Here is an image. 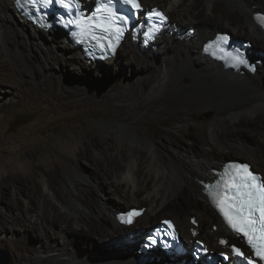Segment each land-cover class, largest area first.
<instances>
[{
  "label": "bare ground",
  "instance_id": "bare-ground-1",
  "mask_svg": "<svg viewBox=\"0 0 264 264\" xmlns=\"http://www.w3.org/2000/svg\"><path fill=\"white\" fill-rule=\"evenodd\" d=\"M141 3L157 4L164 9L170 18L169 25L164 24L155 39L142 49L140 36L135 35L136 40H132L130 34L126 35L114 60H107L110 64L113 62V66H105L85 58L81 47L74 46L63 30L38 29L22 18L13 0H0V36L2 39L6 36L0 41L3 46L13 43L16 48L24 49L26 54L21 53L20 60L27 61L35 54V62L44 73H52L55 66L64 64L66 69L69 66L80 75L75 73L76 78L85 81L89 75L95 78L99 71L106 80L101 78L103 87L88 90L74 86L75 82L66 84L59 77L56 83L58 88L65 84L72 98L105 101L113 116L132 114L144 122L130 125L117 120L107 123L109 126L105 124L106 131L99 137L87 135L78 139L75 146L70 144L67 152L73 161L65 167L64 175L67 196L53 185L63 168L59 163L47 168L53 172L45 170L47 172L40 174L38 182L30 185L25 180V175L33 176L39 169L36 165L31 167L27 161L40 157L45 146L18 151L17 161L23 172L16 169L13 162L6 163L9 174L0 175V208H5L7 213L0 211V231L3 235L8 232L9 236L1 238L17 245L20 254L31 253V261L26 264L40 261L50 264H192L187 254L173 259L157 249L143 254L139 262L137 250L145 233L165 218L175 220L186 243L199 239L210 249H228L237 236L225 227L202 193V182L212 177L210 171L215 168L210 161L223 163L235 160L227 159L228 155L242 154L264 179V128L258 129L260 139L253 135L255 128L246 127L237 132L236 137L243 136L239 137V142L222 146L216 141V122L212 121L199 148L196 127L185 120L173 121L161 139L155 138L145 124L162 119L169 111L166 102L174 101L181 109H188L186 104L191 103L199 111H228V118L222 123L235 128L240 124L237 116L247 109L253 115L248 120L250 126L258 125L262 116L257 110L264 111V63L258 65L254 73L231 72L206 56L202 45L225 30L208 27L204 19L212 17L215 9H226L229 5L234 8L230 19L220 18L214 24L252 38L249 52L260 51L264 55V33L253 17L261 10L256 9L260 2L141 0ZM120 48L122 59L118 61ZM253 55L254 59L262 57ZM99 67H104L105 72L111 71L109 79ZM127 71L135 73L134 77L129 78ZM6 85L0 80V108L10 107L13 101L6 93ZM153 103L156 106H152ZM173 135L177 138L179 152L176 147L165 144ZM83 162L100 178L102 189L113 192V200L95 196L92 182L81 176ZM204 163L207 164L204 166ZM12 182L18 184L15 203L5 198L1 190ZM122 205L129 206L121 209ZM129 208L142 210V213L132 224L124 226L116 221L115 214ZM164 213L170 216L163 218ZM135 228L138 232L133 231Z\"/></svg>",
  "mask_w": 264,
  "mask_h": 264
},
{
  "label": "rangeland",
  "instance_id": "rangeland-1",
  "mask_svg": "<svg viewBox=\"0 0 264 264\" xmlns=\"http://www.w3.org/2000/svg\"><path fill=\"white\" fill-rule=\"evenodd\" d=\"M258 2H260V4L259 6H256V9H264V0H258ZM233 10L234 8L229 5H226V9H215L212 17H207L204 19L206 21L205 23H208V27L217 26V29H225L231 32L233 36L235 35L234 37H242L244 39L252 40V38H248L243 34H234L231 28L227 26H221L217 23L214 24L216 21L220 20V18L230 19L231 11ZM199 19H201V17ZM193 25L198 26L196 23ZM190 27H192V25ZM1 39L2 38L0 36V41ZM4 39H6V36H4L2 40L4 41ZM250 52L251 54L264 57L263 53L260 51ZM21 53L26 54L24 49L20 50L18 47L16 48L13 43H10V46L6 44L3 46L0 43V80L7 84L4 88L7 90L6 93H9V95H6H11L13 97L10 107L6 106V108H0V175L6 177L9 174L6 163L12 162L15 164L16 169L23 172L22 167H20V162L17 161V154L20 149H32L35 147L45 146L42 149V154L40 157L27 161L31 167L36 165L39 169L37 171L38 173H34L33 176L25 175V180L30 185L33 182H38L39 177H41L40 174L47 171L53 172L54 170L47 168L59 163L61 166H63V168L59 171V174H57L58 177H55V182L53 185L57 191L63 193L64 196H67L68 192L64 189V175L65 167L68 164L70 165V163L73 161L71 154L67 152L70 144L71 146H75L79 143L77 141L78 139L81 140L87 135H95L99 137L102 135V132L106 131V125L109 126L108 124L114 121L116 122L117 120L126 122L130 125H141L144 124V122L137 119V116L132 114L128 116H113L111 107H109L105 101H88L79 97L72 98L70 96V91L68 90L67 86H65V84L62 85L61 89L58 88L56 83V78L59 77L60 80L66 84L75 82L77 85L74 86H84L88 90L95 89L100 86L103 87L104 83L101 82L103 81L101 80L102 74H98L99 71L94 75L95 78H90L93 75H89L85 81H83L82 78H76L80 75L69 66L66 69L67 66L64 64H62L63 67L62 65L55 66V71L53 69V72L48 74L44 73L40 67V64L35 62L37 60L35 54H33V56L35 55L34 57L31 56L28 58L29 60L27 59V61H24L23 58L22 60L19 59ZM118 56L119 57L117 60L121 61L122 48L119 49ZM112 59L114 60V58ZM104 62L105 66H113V62H111V64L107 60ZM99 69L101 72H104V75L106 74L105 77L108 74L107 78L109 79V76H111V73L109 74V72L111 71L108 70L105 72L104 67H99ZM127 72L129 73V78L134 77L135 73L130 74L129 71ZM75 73L78 74V76L76 75L75 77ZM102 79L105 80V78ZM166 104L169 106V111L162 119L159 121L149 120V123H145L149 132L157 139H161L164 134V130L171 128V123L173 121L181 120H185L189 125H194L196 127L194 132L196 134L195 136L197 137L196 141L199 148L204 132L208 129V125L212 121L216 122L214 124L215 133L217 135L216 141L218 142L219 140V144L222 146H229L230 144L239 142L240 138H243V136L239 134V138L236 137V135L239 132L244 131L246 127L253 129L255 128L253 135L255 138L260 139L259 135L257 134L258 129L260 130L261 128H264V111L262 110H257V113L262 116V119L258 122L256 127L252 125V127L250 126L248 120L251 119L253 115L251 112H248L247 109H244L243 112L237 116V118L240 120V124L235 128L226 126L222 123V121L228 118V111L219 113L214 110L199 111L191 103L186 104V108L188 109H181L179 104L174 101L166 102ZM152 106H156V103H153ZM99 123H103L104 125ZM170 140L171 141L166 139L165 144L167 146L172 145L173 147H176V152H179V144L175 135L171 136ZM226 158L240 159L245 161L249 160L242 154L228 155ZM210 162H212L211 165H213L215 168H218L222 163L221 161ZM206 164L207 163H204V166ZM85 165L89 168V166L83 162V168L81 167L83 174L81 173V176L92 182L95 196L102 195L103 197L109 198V200H113V197H111L113 196V192L107 189H102L100 178H98L96 174L90 172ZM193 170L199 172L197 169ZM199 173L202 174L201 172ZM17 186V182H12L9 184V187L2 188L1 190H4V197L8 200L10 199L13 202L16 201L17 195L14 192L17 190ZM199 193L202 194L201 192ZM136 204L137 203L129 205L133 206ZM0 205H2V201H0ZM129 205H122L121 209H124ZM0 211L6 212V209L0 208ZM169 216L170 213H164L163 218ZM202 224L200 225L201 228L203 227ZM204 225L206 226L205 221ZM135 230L138 232L137 228L133 229V231ZM7 233L3 235L2 231H0V250L5 251L7 258L9 259L6 264L28 263L31 259V253L20 254L17 250V245H12L8 242H5V240L1 237L9 236ZM234 243H238V240H234L233 244ZM226 249L227 247L220 248V250ZM217 250L218 249H215V251ZM155 255L156 254H154V257H156ZM35 264L50 263L47 261H40L39 263Z\"/></svg>",
  "mask_w": 264,
  "mask_h": 264
},
{
  "label": "snow or ice",
  "instance_id": "snow-or-ice-1",
  "mask_svg": "<svg viewBox=\"0 0 264 264\" xmlns=\"http://www.w3.org/2000/svg\"><path fill=\"white\" fill-rule=\"evenodd\" d=\"M53 2L59 3L69 10L73 6L76 8L80 6L79 0H44L46 5ZM110 2L111 0H109ZM123 3L130 5L134 9L140 8L137 0H123ZM104 10L109 15L103 20L94 22L92 26L107 32L116 21L126 20L125 17L118 16L117 13L113 12L106 5ZM100 11L101 9L97 8V12ZM156 15L160 16L161 14L156 13ZM112 17H116V21H113ZM87 19L92 21V17H88ZM77 23L79 24V21ZM116 31H119V29H116ZM221 39L227 41V37H221ZM232 60L236 64H247V61L239 56H233ZM221 179L225 191H218L216 193L217 196L221 197V212L230 226L238 233H242L247 239V243L255 256L260 260H264V180H261L258 175L254 174L248 164L231 165L229 169L225 170ZM138 214L136 212L130 213L128 222H131V216ZM221 243L226 244L227 242L221 241ZM232 253L241 259H247L248 264H255L252 258L245 256V253L240 248L232 246ZM225 259H228V257L225 256Z\"/></svg>",
  "mask_w": 264,
  "mask_h": 264
},
{
  "label": "water",
  "instance_id": "water-1",
  "mask_svg": "<svg viewBox=\"0 0 264 264\" xmlns=\"http://www.w3.org/2000/svg\"><path fill=\"white\" fill-rule=\"evenodd\" d=\"M237 39H242L243 40V38H241V37H236ZM251 43H252V41H251ZM248 57L251 59V60H254V55L253 54H251L249 51H248ZM261 62H263L264 63V59L261 57V58H258ZM213 61H215V60H213ZM215 62H218V61H215ZM219 63V62H218ZM227 70H229V71H231V72H236L235 70H233V69H231V68H228ZM242 72H243V70H242ZM252 170H255L254 168H252ZM138 259H141V257H139ZM9 261V259L7 258V255H6V253H5V251H3V250H0V264H6L7 262ZM190 261H192V260H190Z\"/></svg>",
  "mask_w": 264,
  "mask_h": 264
},
{
  "label": "clouds",
  "instance_id": "clouds-1",
  "mask_svg": "<svg viewBox=\"0 0 264 264\" xmlns=\"http://www.w3.org/2000/svg\"><path fill=\"white\" fill-rule=\"evenodd\" d=\"M14 1L15 0H13V5H14ZM14 7H15V5H14ZM15 9H16V7H15ZM16 11H17V9H16ZM258 11H264L263 9H261V10H258ZM21 15V14H20ZM22 16V15H21ZM22 18H23V16H22ZM25 19V18H24ZM26 20V19H25ZM27 21V20H26ZM28 22V21H27ZM255 22V21H254ZM29 23V22H28ZM30 24V23H29ZM257 25V24H256ZM258 26V25H257ZM259 27V26H258ZM260 28V27H259ZM261 29V28H260ZM225 32H226V30H224ZM227 33V32H226ZM231 33V32H230ZM231 35L233 36V34L231 33ZM234 37V36H233ZM234 38H236V37H234ZM242 40V39H241ZM243 40H247V41H250V40H248V39H244L243 38ZM251 42V41H250ZM106 61V60H105ZM261 62V61H260ZM262 63V62H261ZM260 63V64H261ZM260 64H258V65H260ZM223 67V66H222ZM225 69H227V68H225ZM236 72H238V71H236ZM116 218V217H115Z\"/></svg>",
  "mask_w": 264,
  "mask_h": 264
},
{
  "label": "trees",
  "instance_id": "trees-1",
  "mask_svg": "<svg viewBox=\"0 0 264 264\" xmlns=\"http://www.w3.org/2000/svg\"><path fill=\"white\" fill-rule=\"evenodd\" d=\"M228 34H230L231 35V33L229 32V31H226ZM99 63H101V64H104L105 65V62H99ZM226 254H228V252H226Z\"/></svg>",
  "mask_w": 264,
  "mask_h": 264
}]
</instances>
